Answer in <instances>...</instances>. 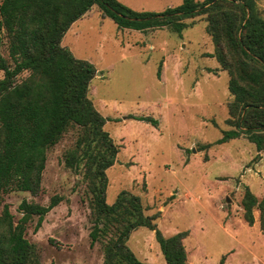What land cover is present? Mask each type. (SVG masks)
Instances as JSON below:
<instances>
[{"label": "rangeland", "instance_id": "374dc122", "mask_svg": "<svg viewBox=\"0 0 264 264\" xmlns=\"http://www.w3.org/2000/svg\"><path fill=\"white\" fill-rule=\"evenodd\" d=\"M124 1L134 10L157 12L182 2ZM257 3L264 16V0ZM183 21L189 26L180 32L150 23L118 28L93 5L61 41L74 57L95 66L87 96L119 146L105 171L106 202L112 204L121 191L131 192L140 197L144 214L155 216L152 221L164 236L187 231V264H264L260 211L253 209L249 225L242 207L245 186L258 200L264 198V150L257 152L245 134L216 143L232 128L226 122L232 99L228 73L212 56L205 15ZM77 136V128L69 127L47 150L38 194L4 195L15 220L23 199L45 205L51 196L62 195L38 230L36 217L26 228L42 263L103 264L102 243L90 244L91 196L82 168L65 165L64 154ZM125 244L141 261L168 264L154 231L146 226L132 230Z\"/></svg>", "mask_w": 264, "mask_h": 264}, {"label": "trees", "instance_id": "16d2710c", "mask_svg": "<svg viewBox=\"0 0 264 264\" xmlns=\"http://www.w3.org/2000/svg\"><path fill=\"white\" fill-rule=\"evenodd\" d=\"M93 5L118 28L150 23L180 32L189 26L185 18L204 14L212 56L228 73L232 96L226 120L232 128L216 143L245 134L257 152L264 150V16L257 0H182L160 12L137 11L119 0H0V264H46L26 238V228L36 217L38 230L62 195L51 196L45 205L23 199L17 220L4 195L40 192L47 150L69 127H76L78 136L64 154L65 165L82 168L91 196L90 244L102 243L103 264H150L125 244L139 226L154 231L166 263L187 264V231L164 236L152 221L155 216H146L140 197L131 192L121 191L112 204L106 202L105 171L119 146L103 129L105 117L87 96L95 66L61 45L71 24ZM5 38L7 56L2 51ZM132 117L157 122L149 116ZM242 207L249 225L254 208L264 223V198L258 200L247 186Z\"/></svg>", "mask_w": 264, "mask_h": 264}, {"label": "crops", "instance_id": "0c3cea01", "mask_svg": "<svg viewBox=\"0 0 264 264\" xmlns=\"http://www.w3.org/2000/svg\"><path fill=\"white\" fill-rule=\"evenodd\" d=\"M119 1L122 2V3H125L126 5L128 4V3H127L126 1H124V0H119ZM85 14H86V13H85ZM85 14H84V15H85ZM84 15H83V16H84ZM83 16H82V17H83ZM82 17H81V18H82ZM75 21H76V20H75ZM75 21H74V22H75ZM71 25H72V24H71ZM70 27H71V26H70ZM68 29H69V28H68ZM68 29H67V30H68ZM65 33H66V32H65ZM73 34H74V33H73ZM64 35H65V34H64ZM64 35H63L62 39L65 38ZM71 35H72V34H71ZM61 41H62V40H61ZM68 44L71 45V42H69Z\"/></svg>", "mask_w": 264, "mask_h": 264}, {"label": "water", "instance_id": "95a60500", "mask_svg": "<svg viewBox=\"0 0 264 264\" xmlns=\"http://www.w3.org/2000/svg\"><path fill=\"white\" fill-rule=\"evenodd\" d=\"M99 73V72H98Z\"/></svg>", "mask_w": 264, "mask_h": 264}]
</instances>
